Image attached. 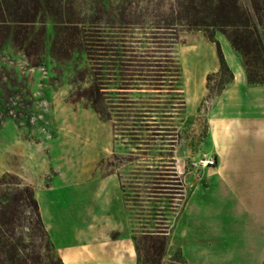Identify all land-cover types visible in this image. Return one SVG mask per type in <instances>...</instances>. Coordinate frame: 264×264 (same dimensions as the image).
<instances>
[{"label": "rangeland", "instance_id": "374dc122", "mask_svg": "<svg viewBox=\"0 0 264 264\" xmlns=\"http://www.w3.org/2000/svg\"><path fill=\"white\" fill-rule=\"evenodd\" d=\"M105 2L63 1L64 17L73 15L70 8L82 21L91 17L107 44H116L115 51L95 49L92 57L87 43H96V33L75 42L76 30L57 26L47 14L27 26V37L22 29L23 41L37 44L30 57L14 45L15 24L0 25V177L10 173L15 178L7 181L17 179L32 189L65 264H186L180 247L193 253L192 238L179 237L177 219L189 190L206 182L205 170L218 164L220 146L245 152L247 163L258 164L264 139L245 126L250 134L244 141L227 131L219 140L218 119L236 105L233 98L225 103L216 89H207V75L220 63L217 44L204 31L179 33L174 57L182 74L176 84L180 91L154 86L149 76L133 81L136 73L151 75L153 61H165V54L153 52L158 44L148 25L123 29L117 23L120 0ZM215 39L238 73L240 53L223 32L218 30ZM124 77L132 79L126 86ZM93 81L100 89L101 113L85 98ZM263 92L252 90L251 108ZM165 110L176 111L168 116ZM250 111L252 117L255 110ZM259 128L264 127L254 129ZM206 158L214 162L204 165ZM193 226L192 220L186 228L193 232ZM161 239L167 240L163 254L151 247Z\"/></svg>", "mask_w": 264, "mask_h": 264}, {"label": "trees", "instance_id": "16d2710c", "mask_svg": "<svg viewBox=\"0 0 264 264\" xmlns=\"http://www.w3.org/2000/svg\"><path fill=\"white\" fill-rule=\"evenodd\" d=\"M64 0H0V25L6 27L11 23L15 24V47L23 50L29 57L32 48L36 47L35 42L26 43L23 41L22 29L29 34L28 27L37 22L39 14L44 13L54 19L55 24L72 26L78 37L75 42L88 39L89 32L98 36L96 43H87V51L92 57V51H115L116 44H107L102 36V27H95L96 21L89 17L87 21L77 15L73 8L72 16L64 17ZM120 0L116 11L117 23L123 29L129 27L151 28V39L155 44L154 53H164L165 61L156 59L151 75L136 73L133 81L146 79L154 82V86H168L169 91H180L176 86L181 79L180 66L174 57V46L179 39L181 30L195 31L202 30L207 38L217 44L219 57V68L207 75V89H216L219 94L234 81L235 75L228 64L219 40L215 39L219 30L225 34L233 48L240 53L243 67L249 83L264 85V0ZM93 4L106 6L105 0ZM146 5L141 10V5ZM96 11V9H94ZM71 14V13H70ZM92 27L86 28L88 25ZM116 23V21H115ZM87 25V26H86ZM83 26V27H81ZM3 28V27H2ZM94 28V29H91ZM94 30V31H92ZM84 34V35H83ZM125 38V37H123ZM88 41V40H87ZM71 43V39L68 40ZM89 42V41H88ZM110 42V41H108ZM113 42V41H111ZM117 42V41H114ZM41 44V43H40ZM39 46V44H38ZM55 46V44H54ZM53 46V47H54ZM41 48V46H39ZM109 47V48H107ZM55 48V47H54ZM156 48H159L156 52ZM37 49V47H36ZM110 49V50H108ZM161 50V51H160ZM136 53L138 51H132ZM155 58H160L154 55ZM38 64L40 58L31 60ZM161 62L169 63L168 66H161ZM141 72V70H137ZM125 76V75H123ZM144 77V78H143ZM218 77L215 87L211 85L213 78ZM123 86H126L132 79L122 78ZM168 82V83H166ZM136 83V82H135ZM25 88V87H24ZM126 87H120L123 90ZM162 89L163 87H157ZM27 89V87H26ZM128 95V93H120ZM182 95V94H180ZM100 89L93 81L85 98L92 107L100 111ZM122 98L126 96H120ZM174 100V99H173ZM183 106L186 100L183 97ZM173 109H177L174 101H169ZM171 116L176 110H165ZM157 120V119H153ZM158 124V123H156ZM160 127V125H156ZM162 126V125H161ZM165 126V125H163ZM167 132V128H159ZM8 178H15L12 174L6 173L0 177V264H65L51 241L48 230L45 226L39 203L35 198L32 189L22 186V182L7 181ZM167 245L166 239L154 242L151 247L157 246L162 254Z\"/></svg>", "mask_w": 264, "mask_h": 264}, {"label": "crops", "instance_id": "0c3cea01", "mask_svg": "<svg viewBox=\"0 0 264 264\" xmlns=\"http://www.w3.org/2000/svg\"><path fill=\"white\" fill-rule=\"evenodd\" d=\"M237 68L234 81L220 94L225 103L233 98L236 107L219 117V140L226 131L243 140L250 134L245 126L262 140L264 128H254L264 127V96L253 108L249 99L252 90L264 91V85L250 84L243 64ZM250 110H255L252 117L247 116ZM221 149L218 164L205 170L206 182H196L186 195L177 231L179 237L192 238L193 253L186 245L180 248L186 264H264V151L261 162L250 164L245 152ZM191 218L193 232L186 228Z\"/></svg>", "mask_w": 264, "mask_h": 264}, {"label": "built area", "instance_id": "2783aa9c", "mask_svg": "<svg viewBox=\"0 0 264 264\" xmlns=\"http://www.w3.org/2000/svg\"><path fill=\"white\" fill-rule=\"evenodd\" d=\"M213 162H214V160L209 159V158L208 159L206 158V159L203 160V164L204 165H209V164H212Z\"/></svg>", "mask_w": 264, "mask_h": 264}]
</instances>
